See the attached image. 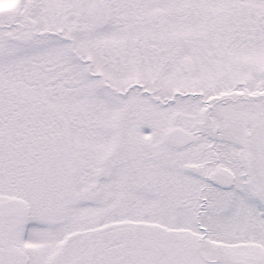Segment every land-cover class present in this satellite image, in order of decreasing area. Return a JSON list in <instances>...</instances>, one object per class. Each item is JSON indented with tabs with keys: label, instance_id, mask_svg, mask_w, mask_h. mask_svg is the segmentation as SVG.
<instances>
[{
	"label": "snow or ice",
	"instance_id": "snow-or-ice-1",
	"mask_svg": "<svg viewBox=\"0 0 264 264\" xmlns=\"http://www.w3.org/2000/svg\"><path fill=\"white\" fill-rule=\"evenodd\" d=\"M0 264H264V0H0Z\"/></svg>",
	"mask_w": 264,
	"mask_h": 264
}]
</instances>
